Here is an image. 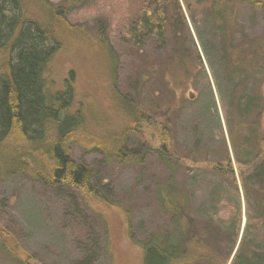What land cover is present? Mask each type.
<instances>
[{
  "label": "rangeland",
  "instance_id": "rangeland-1",
  "mask_svg": "<svg viewBox=\"0 0 264 264\" xmlns=\"http://www.w3.org/2000/svg\"><path fill=\"white\" fill-rule=\"evenodd\" d=\"M50 1L58 4L66 0ZM142 2L77 0L76 6L68 13L69 23L78 29L81 27L82 32L62 40L60 51L50 62L49 80L52 89H62L69 72L74 71L78 97L87 98L86 108H94V115L89 119L96 130L92 132L106 134L108 130H121L125 126L121 107L111 102L112 70L117 66L115 85L123 96L136 93L137 90L128 88L126 84L133 75V69L144 60L140 57L133 59L120 37L122 29L138 14ZM180 3L185 8V1L180 0ZM210 5L208 2L201 4L194 16L188 13L193 39L187 33L179 34L180 48L188 54L181 57L190 71L189 77L179 67V64L183 66L179 61L181 57L177 56L167 65L168 53L173 46L170 36L164 38L163 49L150 51V60L146 61L147 66L151 64L159 72L165 71L163 77L170 82V89L164 90L160 98L154 97L162 79L161 73L158 74L159 80H151L140 92L145 104L152 102L154 108L172 106L163 118L165 129L170 133L163 137L156 128L158 124L154 127L152 122H142L138 126L139 131L129 134L126 139L130 148L167 140L171 143L173 162L166 164L153 152H148L141 163L126 164L118 159L109 161L97 148L73 144L72 155L93 170L95 185L105 191L108 202H113V205H105L104 218L99 212L98 215L93 212L79 193L70 187L44 186L23 172L8 174L0 167V227L3 226L2 235L13 247L12 253L0 247V264H141V250L129 235L133 239L144 240L150 233L168 228L170 213L161 206V193L172 182L189 191L190 217L197 223L198 232L212 217L221 224L217 241L219 257L231 264L244 237L245 248L259 250L258 258L262 259L259 264H264V244H259L264 241V209L258 208V198L264 192V180L259 170H264V162L248 178L247 166L238 164L229 139L227 116L238 117V114L233 107L236 103L230 104L227 94L230 90L227 88L222 96L214 77L211 62L217 69L224 66V61L220 54L215 53L223 43L215 27L218 14L208 15ZM225 5L235 10V19L243 31L238 35L239 40L256 42L264 38V8L256 11L235 0H217L218 9ZM195 25L200 27L207 53L211 56L207 55ZM101 30L112 44L118 63H115L114 53L101 48L105 43H97ZM259 62L264 65V57ZM250 73L254 75L253 79L238 89L239 97L252 90L259 97L258 86L264 95V69L257 68ZM217 76L220 81L221 75ZM260 81L263 82L261 85ZM156 104H163L165 108L156 107ZM246 135L248 130L243 129L237 141L242 143ZM259 142L256 140L253 148L264 150V140L259 139ZM227 151L232 160L236 185L232 172L225 173V176L212 170L211 164L220 163L223 169L229 166L224 160ZM239 155L243 157L242 149H239ZM177 157L179 162H175ZM259 158L264 161L263 155ZM245 172L246 175H242ZM244 182L251 188V204L246 201ZM236 208L242 214L240 234L234 254L228 259L231 246L228 226ZM247 226L246 237L247 231L244 230ZM244 259L247 260L246 257ZM254 263L256 260L253 259L241 260V264Z\"/></svg>",
  "mask_w": 264,
  "mask_h": 264
},
{
  "label": "trees",
  "instance_id": "trees-1",
  "mask_svg": "<svg viewBox=\"0 0 264 264\" xmlns=\"http://www.w3.org/2000/svg\"><path fill=\"white\" fill-rule=\"evenodd\" d=\"M76 1L66 0L54 4L50 0H0V167L2 172L8 174L23 172L44 186L70 187L79 193L93 212L97 215L99 212L104 218L102 212L106 208L105 205H113V202H108L105 191L95 185L93 170L75 159L71 146L78 144L84 148H97L104 153L107 160L118 159L126 164L141 163L148 152H153L166 164L173 160L171 143L169 144L167 140L162 139L158 144L146 142L138 148H130L126 144V139L129 134L139 131L138 126L142 122H152L154 127L158 124L156 128L163 137L170 133L165 129L166 121L164 122L163 118L170 112L172 106L165 108L163 104H156V107H164L167 110L154 108L152 102L145 104L140 94L143 91L141 89L148 82L153 79L159 80V73L162 79L159 80V87L155 90L158 91L157 96L154 98H160L164 90L170 89H168L170 82L163 77L165 71L159 72L160 70L158 71L151 64L147 66L146 61L150 60L148 57L150 51L164 48L166 43L164 38L169 36L173 40V46L168 53L167 65L177 56L178 58L183 55L188 56L185 50L180 48L179 34L187 33L193 39L187 15L189 13V16H194L200 5L208 2L211 4L208 15L218 14L215 27L218 36L221 34L223 43L220 48L215 49V53L220 54L224 66L215 69L211 62L214 77L221 95L227 88L230 90L227 92L230 104L236 103L233 107L237 109L238 114V117H231L230 114L227 116L229 139L238 164L247 166L248 178L256 173L257 168L264 162L259 158L262 155L264 158L263 148L262 150L261 147L259 150L253 148L256 140L258 144L259 139L264 140V95L259 86V97L255 94V90L244 94V97H239L237 92L239 88L246 86L248 80L253 79L251 70L264 69V65L259 62L264 57V38L256 42L239 40L238 35L243 31L235 19L234 9H229L226 5L218 9L217 0H183L185 8L180 0H143L138 14L122 29L120 37L124 46L130 50L133 59L137 60L140 57L144 60L140 65H136L133 75H130L131 78L126 84L128 88L137 91L128 97L120 93L115 85L117 66H114L110 97L112 104L121 107L124 117L122 123L125 126L121 130H108L105 134L92 132L96 130L90 125L89 119L94 115V108L91 106L86 108L87 98L78 97L74 71L69 72L62 89H52L49 80L50 62L60 51L62 40L74 33L82 32L81 27L78 29L71 25L67 17L76 6ZM235 1L247 4L256 11L264 8V0ZM195 27L207 53V45L200 27L197 25ZM97 41L100 45L105 43L101 48L114 53L115 63H118L112 44L103 36L102 30ZM207 55L211 56L209 53ZM180 59L182 63L184 59L182 57ZM179 67L183 68L185 75L190 76L187 65L179 64ZM217 74L221 75L220 81ZM262 83L260 81V85ZM243 129L248 130V135L244 137L242 143H239L237 139ZM239 149H242L243 157L239 155ZM175 159V162L180 160L178 157ZM224 160L229 163L228 167L223 169L220 163L211 164L212 170L222 172L224 175L232 172V179L236 185L237 179L232 170V160L228 151ZM259 171L264 180V170L260 168ZM242 175H246V172ZM243 187L246 201L251 204V188L246 182ZM161 199L163 210L170 213L168 228H160L150 233L144 240L133 239L129 235L131 241L141 250V264H199L200 262L227 264L226 259L217 255V241L220 238L218 231H221V224L216 223L212 217L202 226L204 231H197V223L190 217L191 197L183 185L169 183L166 190L161 193ZM258 200V208L264 209V192ZM241 215V211L236 208L228 226V231L231 233L228 259L234 254L239 239ZM2 227H0V247L12 253L13 247L2 235ZM248 230L247 226L244 230L247 231L246 237ZM243 240L244 237L241 238L231 264H241V260L252 259L256 260L254 264L261 263L262 259L258 258L259 250L256 252L255 249L245 248ZM259 244L261 246L264 241ZM262 252L264 254V250Z\"/></svg>",
  "mask_w": 264,
  "mask_h": 264
}]
</instances>
